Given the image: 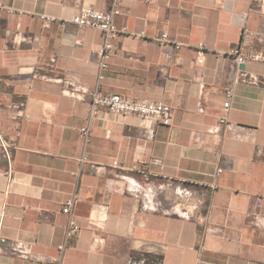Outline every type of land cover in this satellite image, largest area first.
<instances>
[{"label":"crops","instance_id":"crops-1","mask_svg":"<svg viewBox=\"0 0 264 264\" xmlns=\"http://www.w3.org/2000/svg\"><path fill=\"white\" fill-rule=\"evenodd\" d=\"M0 1L20 11L0 15V120L16 145L11 158L0 151V237L27 243L39 258L0 244V264H52L72 194L80 230L61 264H126L140 253L158 264H264V63L244 65L258 83H233L224 111L235 72L218 55L239 43L243 26L264 30L256 3L120 0L115 23L127 33L110 39L114 52L98 81L104 34L71 18L83 5L107 10L111 0ZM40 15L54 20L44 25ZM258 48L254 40L246 50ZM97 84L103 94L170 105L172 118L102 109L84 145L89 99L81 89ZM144 178L155 209L124 190ZM197 199L202 205L184 217Z\"/></svg>","mask_w":264,"mask_h":264},{"label":"built area","instance_id":"built-area-1","mask_svg":"<svg viewBox=\"0 0 264 264\" xmlns=\"http://www.w3.org/2000/svg\"><path fill=\"white\" fill-rule=\"evenodd\" d=\"M251 3H256L257 10L264 17V0H250ZM120 0H111V5L107 10H97L92 5H83L79 12L71 18V21L78 27H86L97 29L104 34V43L98 49V60L96 62L98 68L97 80L100 81L104 78V72L108 69V61L114 52V47L110 43V39L117 34L127 33L126 27H118L115 23V17L120 14L118 3ZM14 15L19 14L20 11L13 7L7 6L0 1V15L1 14ZM43 20V24L47 25L53 21V17L40 15ZM264 25V19H263ZM160 41H166L167 35L162 34L157 38ZM256 40L259 43L260 48L249 49L248 46L252 41ZM181 43L174 45L175 49H178ZM204 43H198L196 45V62L202 64L204 61V55L206 53ZM218 55L228 56L232 59L235 76L231 81V84L225 90V102L223 103L224 111H227L230 105V99L233 94L232 84L236 81L258 83L256 76L247 74L239 69L240 65H245L248 61L264 63V30L255 29L252 30L246 26H243L240 32L239 43L230 48L227 51H219ZM81 92L86 94L89 99L87 107L86 124L80 128V137L85 145L88 140L89 131L91 128L92 121L99 115L100 111L106 110L111 114H130L136 115L141 118L151 119L157 122L169 123L173 115V108L170 105H166L159 101H149L145 99H133L129 97H123L120 94H103L99 90L98 84L92 88H83ZM73 95V92L71 93ZM220 123L226 122V112L220 116ZM16 148L15 143L7 136L3 122L0 120V151L1 154L6 158H11L14 149ZM81 161H86V155H82ZM220 172V169L217 170ZM148 179L144 178L143 182L130 181L129 186L124 188L125 191L137 194L142 199V207L145 209H155L156 204L152 198L150 188L148 186ZM215 188V186H213ZM176 192L188 198L192 197V191L189 189H176ZM77 200V195H70L62 204L61 212L67 216V223L64 235V241L57 246V255L52 259V264H61L63 254L66 250L67 241L78 234L80 225L78 224L75 217L72 215V209ZM186 205V204H185ZM190 210L185 209L183 211L184 217H190L193 215L202 201L197 199L188 204ZM192 212V213H190ZM253 220H259L257 215L252 216ZM90 223V219H89ZM97 242H101L102 238H97ZM0 244H4L10 249V251L20 257L34 258L30 247L27 243L20 240H7L0 237ZM34 259H39L35 257ZM159 260L153 256L145 253L132 254L127 260L126 264H158Z\"/></svg>","mask_w":264,"mask_h":264},{"label":"water","instance_id":"water-1","mask_svg":"<svg viewBox=\"0 0 264 264\" xmlns=\"http://www.w3.org/2000/svg\"><path fill=\"white\" fill-rule=\"evenodd\" d=\"M240 69H244V65H240Z\"/></svg>","mask_w":264,"mask_h":264}]
</instances>
